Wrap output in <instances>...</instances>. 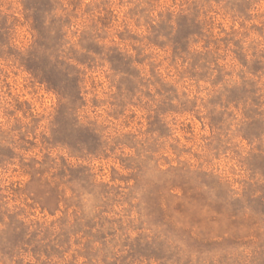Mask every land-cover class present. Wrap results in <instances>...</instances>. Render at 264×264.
<instances>
[{"label":"rangeland","instance_id":"374dc122","mask_svg":"<svg viewBox=\"0 0 264 264\" xmlns=\"http://www.w3.org/2000/svg\"><path fill=\"white\" fill-rule=\"evenodd\" d=\"M0 264H264V0H0Z\"/></svg>","mask_w":264,"mask_h":264}]
</instances>
